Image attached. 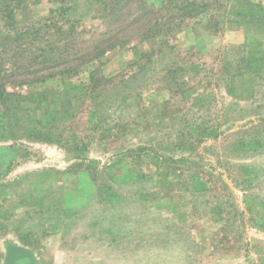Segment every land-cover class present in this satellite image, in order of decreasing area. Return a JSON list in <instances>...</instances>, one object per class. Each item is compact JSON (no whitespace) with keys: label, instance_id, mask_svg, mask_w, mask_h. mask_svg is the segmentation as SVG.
I'll list each match as a JSON object with an SVG mask.
<instances>
[{"label":"rangeland","instance_id":"374dc122","mask_svg":"<svg viewBox=\"0 0 264 264\" xmlns=\"http://www.w3.org/2000/svg\"><path fill=\"white\" fill-rule=\"evenodd\" d=\"M51 16L112 40L0 54V264H264V0H0V50Z\"/></svg>","mask_w":264,"mask_h":264},{"label":"trees","instance_id":"16d2710c","mask_svg":"<svg viewBox=\"0 0 264 264\" xmlns=\"http://www.w3.org/2000/svg\"><path fill=\"white\" fill-rule=\"evenodd\" d=\"M7 23H10L13 34L3 42L0 54L5 53L6 59L14 62V71L24 76L21 83L45 82L74 71L91 60L96 51L101 53L105 47L101 46L103 43L112 40V36L105 38L101 44L93 45L82 53L80 48H75V43L69 42L75 37L73 29L57 24L52 16L27 26H19L9 17Z\"/></svg>","mask_w":264,"mask_h":264}]
</instances>
